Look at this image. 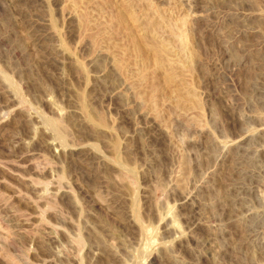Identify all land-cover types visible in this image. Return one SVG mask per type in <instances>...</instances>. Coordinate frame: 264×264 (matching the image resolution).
<instances>
[{"label": "rangeland", "instance_id": "rangeland-1", "mask_svg": "<svg viewBox=\"0 0 264 264\" xmlns=\"http://www.w3.org/2000/svg\"><path fill=\"white\" fill-rule=\"evenodd\" d=\"M0 264H264V0H0Z\"/></svg>", "mask_w": 264, "mask_h": 264}]
</instances>
